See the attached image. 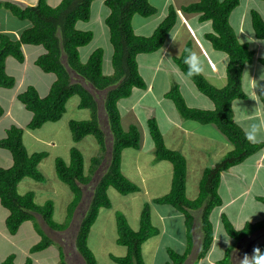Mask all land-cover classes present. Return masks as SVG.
I'll return each mask as SVG.
<instances>
[{"label":"trees","instance_id":"trees-1","mask_svg":"<svg viewBox=\"0 0 264 264\" xmlns=\"http://www.w3.org/2000/svg\"><path fill=\"white\" fill-rule=\"evenodd\" d=\"M93 0H59L56 5L48 4L47 0H36L34 4L20 5L11 0H0V8L8 10L13 17L27 20L30 25L21 30L18 38H10L0 32V86L11 87L15 79L5 72L7 56L22 62L24 54L22 44L40 45L44 52L38 55L34 64L43 72L53 73L52 81L47 93L40 96L33 85H27L16 94V98L31 112V118L26 123L30 129L39 128L47 121H57L65 112L66 100L76 94L79 108L91 110L88 119L68 120V127L74 141L80 140L87 134H92L99 145L100 153L91 157L88 173L84 170L83 156L76 147L69 150V160L66 162L60 157L54 160V170L58 178L66 183L73 198L67 207L66 220L57 222L52 218L53 205L51 200L42 204L34 201L33 192L19 193L17 183L23 177L42 180L43 175L37 169V163L44 156V152L28 154L21 134L23 129L11 124L0 138V147L9 151L12 163L8 167L0 166V204L8 210L5 218V227L8 233L16 232L18 226L25 220L34 219L39 214L43 221L51 228L63 230L67 227L75 207L81 199L82 191L79 184H88L90 173L99 165L105 150L104 132L99 126L97 118V102L92 93L78 81H70L68 66L78 76L87 80L95 89L104 90L103 108L107 123L112 135L108 163L93 187L85 213L81 217L74 238V245L86 264H99L89 246L87 234L100 207H109L110 201L106 194L108 187H113L119 193L127 194L137 191L139 187L120 170L121 150L126 147L137 148L140 144V132L136 124H131L125 130L120 123V114L117 101L130 94L131 88H144L145 82L137 69L136 55L152 52L165 42L166 36L178 19V14L172 5H169L165 16L158 22L151 34L139 35L133 31L131 18L134 14L150 16L156 8L149 0H102L108 8L104 18L107 28L108 41L111 45L110 64L112 73L102 72L104 51L102 47L94 48L85 61L80 60L79 47L91 41V30L77 28L78 20H88L90 5ZM264 2V0H262ZM239 0H197L181 6L184 13H198L200 21L210 20L211 31L204 33V38L210 41L214 49L225 52L228 61L225 68L226 83L222 87L212 85L202 74L189 77L188 67L184 63L190 49L186 43L179 56L174 61L180 70L195 84L197 89L208 96L214 107L202 109L188 106L177 84L172 83L165 95L170 98L177 111L183 118L199 122L213 123L224 138L231 143L232 149L227 151L218 161L202 170L198 181V192L195 198L185 195V159L182 154L165 146L161 132L154 118L147 120V128L153 141V154L156 160L166 159L172 164V176L169 190L153 198L155 203H167L181 211L184 215L186 246L183 252H176L167 248L168 260L163 264H182L192 246L191 228L193 224V209L200 210L201 240L196 253V260L203 257L213 238L212 224L209 219L213 207L221 203L217 193L220 174L230 166L244 160L247 156L260 150L264 142L252 143L245 138L243 129L233 120L231 100L235 97H244L241 89V71L245 62L253 58V50L247 43L240 42L229 24V13L238 4ZM10 14V15H11ZM250 20L253 34L258 39H264V19L256 10H250ZM64 55L65 64L61 61ZM259 61L264 65V58ZM264 92H258V97L264 110ZM3 108L0 106V115ZM264 204V196H260ZM226 233L238 240L242 237L253 239L252 249L264 248V217L255 222H245L236 229L229 220L221 217ZM116 243L125 246L124 255L111 258L119 264H144L141 255V243L158 232L157 227L150 221V208L144 203L140 212L139 227L132 229L124 215L115 213ZM50 239L42 237L40 241L30 247V251H37L50 244ZM62 254V253H61ZM219 264H229V249L225 251ZM1 264H14L13 254H9ZM23 264H31L29 257Z\"/></svg>","mask_w":264,"mask_h":264},{"label":"crops","instance_id":"crops-1","mask_svg":"<svg viewBox=\"0 0 264 264\" xmlns=\"http://www.w3.org/2000/svg\"><path fill=\"white\" fill-rule=\"evenodd\" d=\"M95 1L96 0H93L92 3ZM195 1L197 0H161L159 3L160 6L155 7L156 12L153 15L141 16L139 14H134L132 16L131 23L133 31L139 35L151 34L158 22L165 16L169 5H172L175 8L178 14V19L168 32L162 47L152 52L138 53L136 55L137 69L146 86L144 88L133 86L128 96L120 98L117 101L122 128L126 130L129 125L136 124L140 132L139 147H126L121 150L120 170L123 175L132 181V177L129 174H126L123 169L128 160L130 170L139 177L138 179L141 183L142 178L140 171L143 165L141 164L142 162H140V159L142 157H145L148 161L153 159L155 160L154 163L149 165L156 170L157 176H161V180H165V193L169 190L172 176V164L169 160H156L154 158L153 141L147 128V120L149 118H154L161 132L165 146L180 152L185 159V195L190 199L195 198L197 195L198 181L202 170L205 167L214 164L227 151L232 149L231 143L224 138L222 133L213 123H203L183 118L179 112L176 111L173 101L165 95L173 81L177 84L178 89L188 106L202 109H212L214 107L212 100L200 92L193 82L190 83V81H188L189 78L180 70L179 66L174 61V57L180 55L186 43H190V49L195 51L203 62L205 71L202 75L216 87H222L226 83L225 68L228 56L225 52L214 49L211 46L210 41L204 38V33L211 31L210 20L200 21L198 19V13H184L180 9L182 5H187ZM149 2L152 5L155 4L152 0H149ZM91 6L92 4L90 5V8ZM103 6L105 5L102 0L96 2L95 12L96 14H101L104 23V18L109 10H106ZM1 10L2 9H0V17L3 15ZM250 10H256L264 19V2L262 0H239L238 4L230 11L228 17L229 24L233 28L237 39L240 42L247 43L249 48L254 52L252 60L250 62H245L241 71V89L244 93V97H235L231 100L233 120L243 129L244 132L246 131V126L250 119H264V110L258 97V92H264V79H261L264 78V65L259 61L260 58H264V39H258L253 34ZM6 18H10L9 25L4 23L0 24V32L8 34L10 38H17L21 30L30 25L29 21L15 19L12 15H10V17L6 16ZM82 28L85 29V27ZM97 36L102 38L103 41L101 43L104 45V48L102 47L104 51L102 72L104 74H110L113 69L110 64L111 45L108 41L107 28L104 29V27L98 24ZM104 38L107 39V42ZM99 44L100 43H98V45ZM21 49L24 54L22 62L17 61L11 56H7L5 59V72L13 76L15 79L13 86L19 89L22 79L28 75H33L35 79L39 80L38 86L42 83L40 84V88L44 89V85L48 81H50L49 83H52L51 81L54 77L49 80V72L41 71L39 73L33 68L36 66L34 64L35 58L44 52L43 47L40 45L22 44ZM89 53L90 52H88V54ZM26 54H28V57ZM139 58L141 59L139 60ZM85 59L81 60L85 61ZM29 62L32 64L31 66H29ZM63 63L66 66L65 58ZM67 70L70 74V81H78L81 84L84 83V79L77 76L69 67H67ZM73 74H75V77H73ZM87 84L90 83L87 82ZM27 85H33L36 88L35 84L31 83ZM13 86L9 88H12ZM90 86L92 85L90 84ZM9 88L0 86V104L3 108V112L0 115V121L5 115L11 114L13 116L14 114H18L17 109L19 108L16 107V104L14 103L16 108L13 111V107L10 103L12 97H16V94L19 91L9 92ZM87 88L89 89V87ZM38 93L40 96H44L47 92L44 94H40V92ZM98 112L97 118L99 126L101 124L102 114L107 123L103 101L102 111L98 109ZM15 125L19 126L17 123ZM101 129L104 132L106 144L107 132L104 128L101 127ZM107 130H109L108 123ZM108 132L111 137V146L112 135L110 130ZM3 133L5 135V132ZM3 136H0V138ZM127 150H131V154L127 155L128 157L125 155ZM159 180L160 179H158V181ZM140 183H135L139 187L137 191H141L143 188ZM156 184L157 182L153 186H156ZM134 192H130L129 194H133ZM217 193L220 197L221 203L213 207L209 214L213 231L211 244L206 254L196 260V253L201 240L200 210L193 209L191 211L193 215V224L191 228L192 246L182 264H219L218 261L223 258L227 249H229V264H240V259L245 255V247L249 241L251 242V247L248 255H250L253 247V239L250 237H242L236 240L230 237L223 227L221 217L225 216L236 229L241 228L245 222H255L264 217V204L259 200L260 196H264V146L260 150L247 156L241 162L222 171L217 187ZM153 204L155 205L152 206V210L155 211L160 226L159 224H155L152 217H150L151 223L158 229V232L151 236L154 238V246L150 264H163L169 259L166 251L167 248H171L176 252H183L185 249L186 231L184 215L181 211L177 210L170 204ZM7 214L8 211L6 212V215ZM35 217L37 218L36 215ZM5 218L6 216L3 221L4 228L6 229ZM28 220L25 221L27 222ZM95 220L96 217L93 223ZM21 224L13 234L8 233L6 230L8 235H4L3 239L10 245L11 243L15 244V240L9 238V235L11 237L14 234L16 235ZM91 226L87 234L88 246L90 244L89 236L92 230ZM262 234L264 237V231ZM148 238H150V236ZM146 240L147 239L141 243L142 258L143 244ZM5 250L6 248L2 243L0 253L3 254L0 257V263L9 254H13L14 264H23L24 259L23 261H20L21 258L18 260L15 253H9V250ZM261 251L264 252V248H262ZM34 252L36 251L28 250V253L30 254ZM76 253L83 260L78 251ZM58 255H61L60 251H58ZM31 258L32 262L36 259L35 257ZM58 264H64V261L60 259Z\"/></svg>","mask_w":264,"mask_h":264},{"label":"rangeland","instance_id":"rangeland-1","mask_svg":"<svg viewBox=\"0 0 264 264\" xmlns=\"http://www.w3.org/2000/svg\"><path fill=\"white\" fill-rule=\"evenodd\" d=\"M11 1L16 2L20 5H29L34 4L36 2V0ZM98 1L99 0H96L94 3H92L93 1L91 2V13L88 20H78L76 22L77 28H81L82 30H91L92 33L94 32L91 41L88 42L86 45L80 46L78 48L80 60H84L88 55V52H91L94 48L100 46L104 48V45L101 43L103 41L102 38L97 36L98 24H100V26L106 29V26L102 21L103 18L101 17V14H96L95 12L96 2ZM152 1L155 2V4H159L161 2V0ZM47 2L48 4L54 6L59 2V0H47ZM103 7L106 8V10L108 9L106 6ZM0 9H2L1 13H3V15L0 17V24L4 23L9 25L10 18L7 19L6 16L10 17L11 13L3 8ZM14 18L17 19L15 16ZM82 27H85V29H83ZM104 40L107 42L106 38H104ZM98 43L100 44L98 45ZM26 56L28 57V54H26ZM140 59L141 58H139V60ZM61 60L62 62H64L63 55L61 57ZM31 65L32 64L29 62V66ZM33 68L37 72H41V70L37 66H34ZM74 75L75 74H73V77H75ZM51 78H53V80L55 79L53 73L49 74V80ZM188 81L192 83L191 80L188 79ZM49 82L50 81H48L44 85V89H41L40 84L42 83H40L38 86L39 80L35 79L33 75H28L22 79V82L19 85V89L13 86L12 88H9L8 91L20 92V90H23L27 84L32 83L36 85L37 92H40V94H44L47 92L48 88L51 85V83ZM87 82L88 81L84 79V83H82V85L85 88L89 87V89H87L92 93V95L96 99L98 117V109L102 111V101L105 94V89H94V87L90 86V84H87ZM172 83L174 82L172 81ZM78 98L79 97L74 94L66 100L65 112L62 114L59 120L47 121L43 123L39 128L30 129L26 127V123L28 122L29 118H31V113L23 106V104L16 97H12L10 104L13 107V111L16 107L19 108L17 109L18 114H14L13 116L11 114L5 115L0 121V136L4 135V130H6V128H8L11 124L15 125L17 123L19 124V127L23 129L21 139L28 154L40 151L44 152V156L37 163V169L43 175V179L37 181L30 177H23L17 183V191L19 193H24L29 190L32 191L34 201L38 204H42L46 200H51L53 205L52 218L57 222H63L66 220L67 207L69 205V202L73 198V193L71 192L69 186L63 181H61L56 175L54 170L55 158L60 157L66 162H68L70 148L76 147L82 153L84 170L88 173L91 157L100 153L99 145L97 144L96 139L92 134H87L78 141H74L72 138V134L68 127V120L88 119L91 116L90 109L79 108L77 106ZM14 103L16 104V107L14 106ZM101 124L100 127L104 128L107 132L105 150L104 152H101L102 159L96 169L90 173L91 180L89 181V183L79 184L82 191L81 199L75 207L72 217L65 229L57 230L51 228L42 220V217L39 214H35L37 218L34 217V219L28 220L27 222H23L17 231L18 233L16 235L14 234L15 236L13 235L14 237H11L9 235V238L15 240V244L11 243L10 245L6 240L3 239L4 235H8L6 229L4 228L3 221L8 210L0 204V247L3 243L6 248L5 251L9 250V253H15L18 260L19 258H21L20 261H23V259L25 261V259L29 257V259L31 260V264H58L60 259L64 261V264H86L76 253L77 250L74 245V238L79 221L85 213V210L91 198L93 187L99 179V176L105 170L109 158L111 148V137L110 133L108 132L109 130H107V123L105 122L103 114L101 118ZM130 151L131 150L126 151V157H128L127 155L131 154ZM140 160L139 161L142 162L141 164L143 165L140 171V175L142 178L141 183L139 182V177H137V175L134 174L132 170H130L128 160L127 164L124 165L123 169L126 174H129L132 177V181H134L136 184L140 183L143 186L142 190L134 192L133 194H121L114 188L109 187L106 190V194L109 198L111 206L109 208H99L96 220L91 226L92 230L89 236V247L96 261L99 264H119L111 258V255L121 256L125 253V247L117 244L115 241V237L117 236L115 213H122L124 217H126L125 219H127L126 221L128 225H130L132 229L136 230L139 227V217L142 206L146 202L149 204L150 217H152L155 224H159L160 226V222L159 220H157V215L155 211L152 210V206L155 205L153 204L155 203L153 202V198L165 193V180H161V176H157L156 170L149 165L151 163H154L155 160L150 159L148 161L145 157H142ZM11 161L12 160L9 151L0 148V166L7 167L9 166ZM158 179L160 180L158 181ZM156 182V186H153ZM151 236L150 238H146L147 240L143 244L144 264L151 263V254L154 246V238H152ZM42 237H47L50 239L51 242L48 247L38 250L31 254L28 253L30 247L34 243L40 241ZM58 251H60L62 254L58 255ZM2 254L3 253H0V257ZM31 257H35L36 259L32 262Z\"/></svg>","mask_w":264,"mask_h":264},{"label":"clouds","instance_id":"clouds-1","mask_svg":"<svg viewBox=\"0 0 264 264\" xmlns=\"http://www.w3.org/2000/svg\"><path fill=\"white\" fill-rule=\"evenodd\" d=\"M152 6L159 7L160 5L153 4ZM185 52L187 55L185 56L184 63L188 67L187 75L191 77L202 74L205 71V66L199 55L195 51L187 48ZM261 95H264V93H261ZM245 138L252 143L264 142V119H250L246 126ZM240 264H264V252H262L259 247H255L251 256L245 254L243 258L240 259Z\"/></svg>","mask_w":264,"mask_h":264},{"label":"water","instance_id":"water-1","mask_svg":"<svg viewBox=\"0 0 264 264\" xmlns=\"http://www.w3.org/2000/svg\"><path fill=\"white\" fill-rule=\"evenodd\" d=\"M250 247H251V242L249 241L245 247V254H249L250 251Z\"/></svg>","mask_w":264,"mask_h":264}]
</instances>
